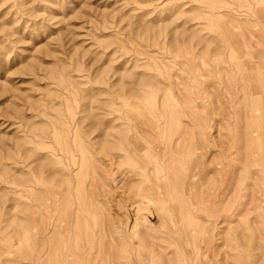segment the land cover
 Returning <instances> with one entry per match:
<instances>
[{
    "label": "rangeland",
    "instance_id": "374dc122",
    "mask_svg": "<svg viewBox=\"0 0 264 264\" xmlns=\"http://www.w3.org/2000/svg\"><path fill=\"white\" fill-rule=\"evenodd\" d=\"M240 229L264 264V0H0V264H235Z\"/></svg>",
    "mask_w": 264,
    "mask_h": 264
},
{
    "label": "bare ground",
    "instance_id": "6f19581e",
    "mask_svg": "<svg viewBox=\"0 0 264 264\" xmlns=\"http://www.w3.org/2000/svg\"><path fill=\"white\" fill-rule=\"evenodd\" d=\"M233 235H234V238H235V241H236V249H237V254L235 256V262L234 263L235 264H243L242 248L244 246H247L250 249L254 248L256 243H257V238L255 236H252V235H249V234L246 236L242 229H240L237 234H233ZM210 237L211 236L208 235V237L205 238V240L208 242L207 243L208 251H209L210 246H212L214 244V239H212V238L210 239ZM211 243H212V245H211ZM256 247H257V245H256ZM198 248H200V247H198ZM199 252H200V249H199ZM222 262H223V260H222Z\"/></svg>",
    "mask_w": 264,
    "mask_h": 264
}]
</instances>
